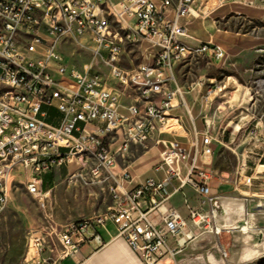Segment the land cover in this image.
I'll use <instances>...</instances> for the list:
<instances>
[{
    "label": "built area",
    "instance_id": "1",
    "mask_svg": "<svg viewBox=\"0 0 264 264\" xmlns=\"http://www.w3.org/2000/svg\"><path fill=\"white\" fill-rule=\"evenodd\" d=\"M196 2L0 0V213L8 208L18 179L44 205L50 193L43 190V176L86 164L93 183L108 185L113 205L57 234L70 255H79L90 241L101 246L100 230L114 226L143 264H161L183 251L191 239L190 222L212 228L220 206L214 172L202 160L214 154L220 140L209 125L199 131L192 119L191 140L184 126L172 140H156L163 149L153 170L161 178L129 188L134 175L130 165H121L128 163L133 147H146L156 133L166 134L170 120L178 121L171 111L185 106L186 92L170 89L175 68L193 55L225 57L213 42L184 43L193 37L181 19L202 18ZM253 2L248 4L256 7ZM108 16H122L131 35L111 29ZM138 41L148 44L152 60L128 70L126 43ZM71 47L87 51L91 61L73 65L67 55ZM104 69L135 92L127 107L103 78ZM139 71H146V78H139ZM203 84L200 80L189 90ZM144 95H151V102H144ZM186 188L196 193L195 206ZM178 194L189 220L172 203ZM42 241V233L34 234L37 253Z\"/></svg>",
    "mask_w": 264,
    "mask_h": 264
},
{
    "label": "rangeland",
    "instance_id": "2",
    "mask_svg": "<svg viewBox=\"0 0 264 264\" xmlns=\"http://www.w3.org/2000/svg\"><path fill=\"white\" fill-rule=\"evenodd\" d=\"M243 1L249 3L250 0ZM253 3L257 7L264 6V1L254 0ZM251 15L257 18L247 22L233 18L223 21L221 26L242 27L252 36L264 38V9L251 12ZM110 19L120 25L115 16ZM148 48L143 41L127 42L123 66L133 70L145 62L151 54ZM67 55L75 66L91 61L90 54L79 47H71ZM175 72L180 84L186 87L200 79L204 81V85L195 86V91L202 88L203 92L191 113L196 121L199 119V131L209 125L211 135L220 140L214 146V154L202 160V166L214 172L215 195L220 207L212 228L189 223L191 239L168 264H264V52L254 48L222 60L193 55L178 65ZM103 78L123 106L131 99L134 101L135 92L111 78L107 69L103 70ZM181 109L183 112L177 114L183 116L193 138L190 113L185 106ZM177 129L178 123L172 119L163 138L172 140ZM179 141L189 146L187 139L179 138ZM151 145L152 142L148 147H133L129 163L134 170H141L139 174L150 168L141 169L143 164L137 159ZM129 163L121 161V165ZM88 173V165L72 164L68 169L43 176L44 191L53 185L44 205L28 194L21 183L23 180L18 179L13 184L9 206L0 213V264H53L54 255L65 251L57 241V234L72 223L99 215L109 208L108 185L93 183ZM186 192L191 205H195L196 193L191 188H186ZM172 203L189 220L182 194L172 199ZM243 226H247V231L241 230ZM39 232L43 241L37 253L32 240ZM248 251L257 253L246 258ZM241 252L245 261L237 259ZM67 255L70 254H63Z\"/></svg>",
    "mask_w": 264,
    "mask_h": 264
},
{
    "label": "crops",
    "instance_id": "3",
    "mask_svg": "<svg viewBox=\"0 0 264 264\" xmlns=\"http://www.w3.org/2000/svg\"><path fill=\"white\" fill-rule=\"evenodd\" d=\"M218 1L220 2V4L217 5L218 3L217 0H197L196 6L201 12L202 18L195 19L189 17L182 19L181 24L188 29L189 35L193 37V39L190 38L183 39L184 43H186L191 47H195L197 46L196 40L201 42H213L214 44L219 45L223 48V50L225 51L224 58L236 56L243 52L253 50L254 48L264 52L263 36H252L251 32H248V29L243 30L242 27L237 29V28H223L221 26V23L223 21L231 20L233 18L240 19L245 22H247L248 20H252L253 18H257L252 16L251 12H258L259 10L264 9V6L253 7L243 0H218ZM262 16L263 14L260 15L259 17ZM245 25L246 23H244L243 26ZM176 68L174 70L175 81L173 84L170 85V89L171 90H175V88H181L183 90L185 89L186 92L185 93L186 95L184 96L185 107L188 109L190 113L188 114L190 121L192 122V119H194L195 126L198 129L197 121L199 119H197L196 121V119L193 117V114L191 113V109H194L195 106L197 105V102H200V96L203 92L202 88L195 91V88L198 87L196 86L193 89L189 90L191 86L186 87L180 84V81L176 76V72H175ZM132 102L133 99L129 101L128 105H130ZM179 103L180 100H177L176 105ZM189 103L191 104V106H189ZM128 105H126L125 107H127ZM181 108L182 105L176 107L171 111V114L174 117L178 118V121L175 119L178 123V128L179 126L185 127V129L187 130L188 139L191 140L192 139V136L190 135L191 132L186 128V124L183 121V116L181 114H177L179 111L183 112ZM180 121H182L183 124H181ZM172 126L175 125L173 124ZM163 136H164L163 134L159 135L158 133H156L153 136L152 140L150 141L152 142L151 147L148 149V151L144 152L138 157L137 162H139V164L141 165L143 164L141 169L150 166V168L144 171L143 174H139V171L141 170L140 169L134 170L132 164L129 163L130 157L133 154V149H132V152L129 156V161H128L129 164L127 165H130V169L132 171V174L134 175L135 180L134 183L128 185L129 188L138 186L139 184H141L146 179L152 176H157L160 178L162 177V174L156 175L153 169L159 163L160 152L163 149L162 145H156L155 143L156 140L160 137L162 139H165L163 138ZM172 136L174 137V133L172 134ZM146 147H148V145ZM245 185L246 187H248V183H245ZM52 187H50L49 190L52 189ZM213 187L215 193L216 190L215 183L213 184ZM176 197L177 195L173 197V200ZM112 205H113V201L111 199V204L109 208ZM100 233L103 238V244L101 246H99L95 241H90L88 244L82 247L80 254L76 256H72V255L63 256V254H68L67 251H63L58 255L56 254L54 255L53 264H143L139 260L137 255L128 246L126 241L118 235L117 230L114 226L103 228L100 230ZM242 254L243 253L241 252V254L237 257V259L245 261L242 259ZM168 263L170 262L166 261L161 264H168Z\"/></svg>",
    "mask_w": 264,
    "mask_h": 264
},
{
    "label": "bare ground",
    "instance_id": "4",
    "mask_svg": "<svg viewBox=\"0 0 264 264\" xmlns=\"http://www.w3.org/2000/svg\"><path fill=\"white\" fill-rule=\"evenodd\" d=\"M119 20L120 25H115L110 16H108V23L111 24V29L119 30L122 35H131V26L124 24L122 16H115ZM117 20V22H118ZM139 78H146V71H139ZM144 102H151V95H144ZM246 225V224H245ZM242 231H247V226H243ZM219 231V230H218ZM220 232V231H219ZM257 251H248L245 255L246 258L252 257Z\"/></svg>",
    "mask_w": 264,
    "mask_h": 264
},
{
    "label": "trees",
    "instance_id": "5",
    "mask_svg": "<svg viewBox=\"0 0 264 264\" xmlns=\"http://www.w3.org/2000/svg\"><path fill=\"white\" fill-rule=\"evenodd\" d=\"M47 192L49 191V189L46 190Z\"/></svg>",
    "mask_w": 264,
    "mask_h": 264
}]
</instances>
